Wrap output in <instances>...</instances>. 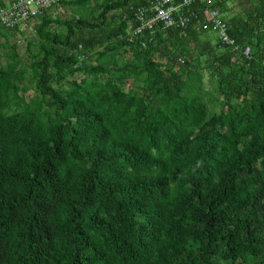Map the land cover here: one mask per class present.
<instances>
[{"label":"trees","instance_id":"16d2710c","mask_svg":"<svg viewBox=\"0 0 264 264\" xmlns=\"http://www.w3.org/2000/svg\"><path fill=\"white\" fill-rule=\"evenodd\" d=\"M150 2L0 23V264H264V0L199 53L204 13L132 33Z\"/></svg>","mask_w":264,"mask_h":264},{"label":"built area","instance_id":"2783aa9c","mask_svg":"<svg viewBox=\"0 0 264 264\" xmlns=\"http://www.w3.org/2000/svg\"><path fill=\"white\" fill-rule=\"evenodd\" d=\"M60 0H9L0 9V23L14 27L29 26L32 20ZM220 0H151L150 4L138 8L134 20L136 26L132 33L136 36L145 32H154L159 25L169 27H187L200 13L205 14L202 29L215 32L222 44L231 46L233 50H240V45L229 33L230 24L225 13L217 2ZM204 8V10H203ZM249 55L250 47L243 49Z\"/></svg>","mask_w":264,"mask_h":264},{"label":"rangeland","instance_id":"374dc122","mask_svg":"<svg viewBox=\"0 0 264 264\" xmlns=\"http://www.w3.org/2000/svg\"><path fill=\"white\" fill-rule=\"evenodd\" d=\"M233 6L231 7V12L228 13V17L229 15H234L236 14L241 6H237L234 3L232 4ZM72 13V10L70 7H64L62 8L61 6H56L55 9H52V14L55 16H60L61 18H66L69 17ZM24 36H18L16 37V39H13L14 42L18 43L19 45V52L26 57V46L28 43V39L29 40H36V33L34 30V27L31 26L28 29L24 30ZM209 37V38H208ZM3 43V39L0 37V59L5 62V52L6 49L2 46ZM217 43V35L216 33L212 32L209 33L208 36H200L198 38V46L199 48H197L195 51V53H199V50H202L204 48V45L208 46V45H216ZM196 44V40H192L191 45L194 46ZM208 58V55L205 53L204 55L200 56L197 61H195V63L199 64H203ZM204 81H205V88L209 89V90H214V83L210 78L209 75V70H205V74H204ZM219 106H214L215 110H219Z\"/></svg>","mask_w":264,"mask_h":264}]
</instances>
